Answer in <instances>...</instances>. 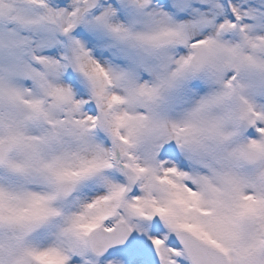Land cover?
I'll return each instance as SVG.
<instances>
[{
  "label": "snow or ice",
  "instance_id": "obj_1",
  "mask_svg": "<svg viewBox=\"0 0 264 264\" xmlns=\"http://www.w3.org/2000/svg\"><path fill=\"white\" fill-rule=\"evenodd\" d=\"M0 264H264V0H0Z\"/></svg>",
  "mask_w": 264,
  "mask_h": 264
}]
</instances>
